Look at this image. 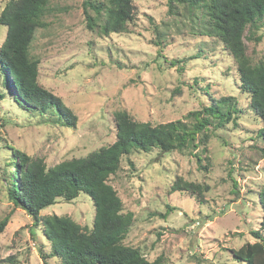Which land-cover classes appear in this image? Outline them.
Listing matches in <instances>:
<instances>
[{
  "label": "rangeland",
  "instance_id": "374dc122",
  "mask_svg": "<svg viewBox=\"0 0 264 264\" xmlns=\"http://www.w3.org/2000/svg\"><path fill=\"white\" fill-rule=\"evenodd\" d=\"M9 1L0 0V13ZM85 1L49 0L48 29L39 31L33 44L40 58L39 83L71 109L74 128L54 123L49 113L17 107L13 87L4 86L0 69L4 96L0 222L10 218L0 236V264H45L43 255L47 264H61L50 257L52 246L44 226L35 227L34 220L9 198L13 150L41 158L51 168L114 143L117 112L126 111L133 119L153 125L178 120L192 124L195 120L189 114L212 103L211 96L237 99L241 110L237 125L211 128L207 145L197 150L171 154L132 150L110 184L125 211L134 214L124 243L140 248L147 259L162 256L165 264H246L237 261L232 251L255 242L253 233L261 228L264 141L258 138L262 125L249 108L248 95L239 88L232 60L211 39L193 36L189 18L169 15L167 0H134L130 33L110 36L87 27ZM89 12L95 16L93 10ZM6 34L7 28L0 26V48ZM256 37L261 40L247 41V46L258 60L264 58V24ZM158 42L165 43L163 49ZM177 176L209 186L202 203L186 194L169 195ZM50 215L67 216L92 229L96 211L92 199L81 193L70 203L59 199L40 214L41 218Z\"/></svg>",
  "mask_w": 264,
  "mask_h": 264
},
{
  "label": "trees",
  "instance_id": "16d2710c",
  "mask_svg": "<svg viewBox=\"0 0 264 264\" xmlns=\"http://www.w3.org/2000/svg\"><path fill=\"white\" fill-rule=\"evenodd\" d=\"M167 4L169 15L189 18L193 36L211 39L214 47L232 60L239 88L248 95L249 108L261 122L258 138L264 141V58H252L247 46V41L261 40L256 32L264 24V0H167ZM84 7L90 30L97 27L105 36L130 33L136 15L134 0H87ZM49 15V0H11L0 13V26L7 28L0 48L3 84L7 89L13 87V102L23 111L49 113L54 123L74 128L76 117L71 109L39 83L40 58L33 44L38 32L48 29ZM157 45L162 47L165 43ZM2 99L4 96L0 94ZM210 99L212 103L189 114L195 120L192 124L178 120L153 125L133 119L126 111L117 112L114 143L85 158L63 161L51 168L41 158L33 159L25 152L13 150L9 161L13 169V175H9V198L34 220L35 227L44 226L52 246L50 257L59 259L61 264H165L164 257L151 261L140 248L124 243L134 224V214L125 211L110 178L121 170L123 158L129 157L132 150L142 153L158 150L163 154L197 150L207 145L211 128L218 130L231 123L238 124L241 110L235 97L211 96ZM200 152L196 156L198 163L202 161ZM260 154L264 159V147L260 148ZM237 187L234 181V188ZM209 191L208 185L177 176L170 185L169 195L186 194L202 203ZM81 193L87 194L94 204L92 229L83 228L67 216L41 218V212L59 199L70 203ZM259 202L263 218L260 230L253 233L255 242L232 251L237 261L246 264H264V187ZM9 219L0 222V236ZM43 259L47 264L46 256Z\"/></svg>",
  "mask_w": 264,
  "mask_h": 264
}]
</instances>
